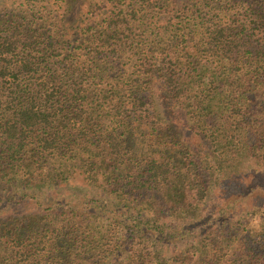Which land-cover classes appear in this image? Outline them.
Listing matches in <instances>:
<instances>
[{"label": "trees", "instance_id": "obj_1", "mask_svg": "<svg viewBox=\"0 0 264 264\" xmlns=\"http://www.w3.org/2000/svg\"><path fill=\"white\" fill-rule=\"evenodd\" d=\"M258 165L264 0H0V264H264Z\"/></svg>", "mask_w": 264, "mask_h": 264}, {"label": "rangeland", "instance_id": "obj_2", "mask_svg": "<svg viewBox=\"0 0 264 264\" xmlns=\"http://www.w3.org/2000/svg\"><path fill=\"white\" fill-rule=\"evenodd\" d=\"M166 107H168V105L166 104ZM166 107L165 105L162 106V111L166 113ZM167 114V113H166ZM168 115V114H167ZM182 128V127H181ZM188 142L190 143L191 146H197L199 144V138L193 133V131H191V129H186L185 131H183ZM257 166V165H256ZM258 167L260 168H256L254 166H251L249 169L246 170V177L251 179V175L253 177H255V175H258L259 177H263V181H264V167H261L260 165H258ZM250 180H248L249 182ZM80 187V186H79ZM83 187V191H85V187ZM72 192H74V188L72 187ZM77 192L80 191L76 190ZM48 191H44V194H48ZM51 193V192H50ZM49 193V194H50ZM223 192L219 191V188L216 187V189L212 192L211 197L209 199V203L203 207V209L206 210H201L199 212V214H205L207 211H214L215 209H217L219 206H221V201H224V199H228L229 195H223ZM8 197L9 194L7 193H0V211H2L0 213V218L2 219H7L9 217H19L22 215H26L28 214V209L30 208V206L28 205L26 207V203H18L17 200L15 199L13 200V202L7 203L4 200L2 201L3 197ZM262 206L264 207V196L258 197V200L252 199L247 201L245 206H239L236 210V212H234V214H231V222L233 223H239L240 221H244V218L253 220L254 222L258 221L259 215L255 214V211H259ZM248 212H250L249 214H247ZM2 222V221H1ZM0 222V225H2V223ZM187 242H185L184 244H179L178 247V251H181V249L187 248L189 247V245L187 246ZM169 252V250H168Z\"/></svg>", "mask_w": 264, "mask_h": 264}]
</instances>
